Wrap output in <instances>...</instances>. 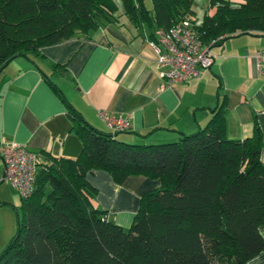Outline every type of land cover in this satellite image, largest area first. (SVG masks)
I'll return each instance as SVG.
<instances>
[{"label": "trees", "instance_id": "obj_1", "mask_svg": "<svg viewBox=\"0 0 264 264\" xmlns=\"http://www.w3.org/2000/svg\"><path fill=\"white\" fill-rule=\"evenodd\" d=\"M195 0H121L136 25L170 28L191 18L203 43L242 33L264 35V0H210L203 18ZM117 0H0V72L18 55L115 20ZM58 89L57 86H55ZM225 95L196 131L160 142H129L90 123L69 105L82 141L75 156L41 151L35 188L21 196L18 228L0 264H247L264 250L263 131L227 135ZM94 169L118 183L145 175V190L129 227L96 203Z\"/></svg>", "mask_w": 264, "mask_h": 264}, {"label": "crops", "instance_id": "obj_2", "mask_svg": "<svg viewBox=\"0 0 264 264\" xmlns=\"http://www.w3.org/2000/svg\"><path fill=\"white\" fill-rule=\"evenodd\" d=\"M117 2L115 20L88 36L78 33L44 46L39 54L15 56L4 67L0 72V148L3 141L15 140L30 150L77 156L83 144L72 129L69 105L109 131L113 129L100 110L128 115L132 126L117 133L125 141H170L204 125L226 95L227 135L251 136L258 123L264 161V74L253 56L254 50L264 47V35L242 33L215 43V61L200 76L163 85L166 80L150 42L151 28L133 23L121 0ZM209 5L207 0L199 20L211 10ZM193 9L198 14L194 4ZM0 159L3 177L1 155ZM88 179L98 189L96 203L124 227L131 225L142 193L160 183L145 175H131L118 183L104 169L92 170ZM259 229L264 236V223ZM11 232L12 223L5 224L0 248L8 243ZM247 264H264V250Z\"/></svg>", "mask_w": 264, "mask_h": 264}, {"label": "built area", "instance_id": "obj_3", "mask_svg": "<svg viewBox=\"0 0 264 264\" xmlns=\"http://www.w3.org/2000/svg\"><path fill=\"white\" fill-rule=\"evenodd\" d=\"M213 39L203 43L191 18L187 17L170 28L159 27L151 44L157 51V64L165 84L188 81L201 75L202 69L210 67L216 54L212 46ZM257 66L264 74V47L254 50ZM99 114L114 131L126 130L132 126L128 115L113 114L100 110ZM264 114V111H263ZM0 155L4 161L2 179L8 180L21 196H29L35 188V176L42 152L30 150L26 144L18 141H3Z\"/></svg>", "mask_w": 264, "mask_h": 264}, {"label": "rangeland", "instance_id": "obj_4", "mask_svg": "<svg viewBox=\"0 0 264 264\" xmlns=\"http://www.w3.org/2000/svg\"><path fill=\"white\" fill-rule=\"evenodd\" d=\"M119 1V0H118ZM207 0H195L194 7L196 9V16H202L203 7ZM237 36V35H235ZM235 36L228 37L234 38ZM1 160V159H0ZM1 163V161H0ZM0 232L4 230L5 224L7 226L12 223V232L9 234V239L17 231L18 228V214L22 216L21 208V195L18 190L8 181L2 179V173L0 174ZM4 199V200H3ZM6 199V200H5ZM9 201L8 203H5ZM13 233V234H12ZM5 244L3 248L6 246ZM0 248V249H3Z\"/></svg>", "mask_w": 264, "mask_h": 264}]
</instances>
